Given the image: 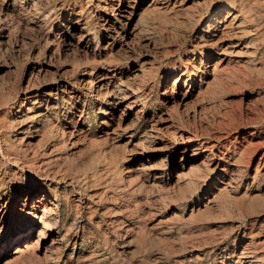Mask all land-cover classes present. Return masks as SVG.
<instances>
[{"label": "rangeland", "instance_id": "obj_1", "mask_svg": "<svg viewBox=\"0 0 264 264\" xmlns=\"http://www.w3.org/2000/svg\"><path fill=\"white\" fill-rule=\"evenodd\" d=\"M111 1L0 0V204L53 208L0 264H264V0Z\"/></svg>", "mask_w": 264, "mask_h": 264}, {"label": "bare ground", "instance_id": "obj_2", "mask_svg": "<svg viewBox=\"0 0 264 264\" xmlns=\"http://www.w3.org/2000/svg\"><path fill=\"white\" fill-rule=\"evenodd\" d=\"M117 6H118L117 15H120V16L124 15L125 16V14L127 13V5H125L124 0H116V2L111 1V3L104 6L103 8L105 10L115 9ZM112 15H114V13ZM218 18L216 19L219 22L217 31H219L220 36H221V34L224 35L226 33V31L230 28H234V29L239 31L244 26L243 22L239 21L240 20L239 14L232 15L230 12H225V13H220ZM110 21H113V20H112L111 15H110V17L108 15L107 17H105L103 19V24H107ZM113 25L108 27V31L116 32L115 23H113ZM219 33H218V36H219ZM238 45H240V44L239 43L231 44L230 48L237 47ZM106 85H107V83H105V82L101 83L100 87L97 90L99 92V94H101L103 90L106 91V88H107ZM106 92L108 94L106 96V102H107V104L110 105V109L108 108V110L111 113V111L113 110L112 105L115 104V99H114L115 96L113 93H110L108 90ZM41 96L42 95L40 94V91H36L35 87L33 85H31L29 92H28V96H27V101L29 102V103L27 102L28 106L24 109V112L22 113V115L18 116L21 118L20 125L16 130V132H17L16 136L20 135V137L18 139L19 141H21V140L23 141L24 139H27V141H28V138L31 135V133H33L35 131L43 130L44 133H47L49 131V127L46 125L47 124V122H46L47 108L43 107V103H42L43 97H41ZM31 106H36L37 110L35 112H33L31 110ZM109 111H107V112H109ZM29 142H30V140L28 141V143ZM49 180H55V177L52 176ZM218 189L220 191V188H218ZM6 204H8V203H6ZM6 204H0V219L5 218L6 220H8L6 227L4 229L5 233L7 232L6 242H5L4 246L7 250V248L10 247L11 245H13L15 243H17V244L19 243L17 246L14 247L13 251L9 254L11 257L10 260H12V262H13L15 259H19V258L25 256V254H27L32 249L33 244H35V243L40 244V242L45 240L46 232H47L46 229L50 225V222L48 221V213L50 211H52L53 208H51L52 205H50L51 207L48 206V204L46 203V200H45V196H42L41 198L33 201L31 203V205H29L27 202H25L23 207H19V205L12 206L10 204L9 208L6 209ZM33 210H35L37 213L32 214ZM28 216H32L34 219L38 220L39 224H42V227L37 231V235L34 238H33V234H35V230H36V227L34 226L35 224H32L31 221L27 222L24 220L25 217H28ZM17 223L22 225L18 232L15 233L13 230L8 228L9 225L13 226L14 224H17ZM23 239L25 240V243L22 242ZM59 240H61V238H59V236L52 238V242L50 244L54 245V244L60 243ZM34 247H37V246H34ZM34 253H35V251H34Z\"/></svg>", "mask_w": 264, "mask_h": 264}]
</instances>
